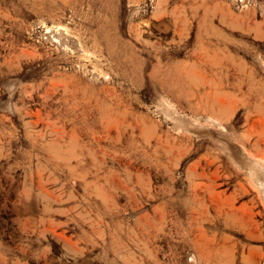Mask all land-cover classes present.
<instances>
[{"label": "rangeland", "instance_id": "374dc122", "mask_svg": "<svg viewBox=\"0 0 264 264\" xmlns=\"http://www.w3.org/2000/svg\"><path fill=\"white\" fill-rule=\"evenodd\" d=\"M0 264H264V0H0Z\"/></svg>", "mask_w": 264, "mask_h": 264}, {"label": "bare ground", "instance_id": "6f19581e", "mask_svg": "<svg viewBox=\"0 0 264 264\" xmlns=\"http://www.w3.org/2000/svg\"><path fill=\"white\" fill-rule=\"evenodd\" d=\"M217 61V60H216ZM225 63V62H224ZM123 121V120H122ZM250 259H252V258H250Z\"/></svg>", "mask_w": 264, "mask_h": 264}]
</instances>
